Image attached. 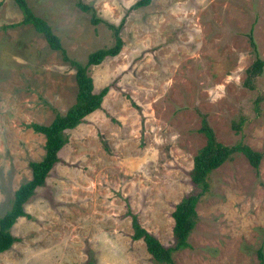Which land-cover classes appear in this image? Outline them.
<instances>
[{"label": "rangeland", "instance_id": "obj_1", "mask_svg": "<svg viewBox=\"0 0 264 264\" xmlns=\"http://www.w3.org/2000/svg\"><path fill=\"white\" fill-rule=\"evenodd\" d=\"M26 0L60 39L69 58L113 45L105 23L124 19L120 53L88 69L100 109L66 132L67 143L45 184L11 228L16 239L0 264H157L131 217L172 247V213L199 190L192 159L205 144L201 115L217 142L262 154L257 171L235 154L208 176L196 204L189 247L174 264H264V69L243 86L255 54L264 60V0ZM12 0H0V218L15 190L44 155L45 139L28 125H48L75 102L74 69L48 48ZM261 97L255 110V100ZM135 104V106L132 105ZM242 121L239 130L234 129Z\"/></svg>", "mask_w": 264, "mask_h": 264}, {"label": "trees", "instance_id": "obj_2", "mask_svg": "<svg viewBox=\"0 0 264 264\" xmlns=\"http://www.w3.org/2000/svg\"><path fill=\"white\" fill-rule=\"evenodd\" d=\"M12 1L20 10L22 18L18 23L10 24L9 27L13 28L18 25H29L36 33L42 35L48 48L60 53L62 61L68 63L74 69V80L77 92L74 104L68 108L65 114H56L48 125H39L36 123L28 125L32 131L44 137V155L39 161L29 163L31 177L15 190L10 208L0 218V254L9 250L16 241L11 234V228L18 218L25 216L24 205L34 195L36 190L45 184L50 171L59 161L58 154L67 143L66 132L76 128L88 115L101 107L103 98L108 92V87H103L98 92H95L93 80L88 75V69L92 66L101 64L107 58L117 56L123 47L120 31L124 19H122L118 25L105 23L106 27L112 33L113 45L89 53L86 61L80 63L69 58L61 45L60 39L53 33L50 25L31 11L26 0ZM151 2L152 0H137L128 8L127 13L138 8L147 7ZM76 6L83 12H90L92 14L91 23L97 25L99 20L96 19L92 6L85 4L82 0H76ZM247 37L252 52L255 54V58L246 70L243 86L253 90L255 88V79L263 72L264 60L259 58L257 54V47L253 41L251 31L248 33ZM261 101V97L255 100V110L259 108L258 106ZM132 105L135 106L134 103H132ZM200 115L201 121L198 131L205 137V144L194 155L190 172L191 182L199 191L196 194L183 197L174 208L172 213L174 222L172 229L174 238L173 246L169 248L162 246L155 237L141 228L135 215L130 214L129 211L127 212L131 217L133 232L131 238L133 240H142L146 251L157 264H174L172 259L173 253L189 247L187 239L198 220L195 211L196 204L199 199L209 191V174L226 161L230 160L235 154L243 155L255 171L258 170L262 159L261 153L253 151L244 143H237L229 147L217 142L206 117L202 114ZM241 125L242 121L233 127L237 131L241 128ZM258 258L260 264H263V254L261 251H258Z\"/></svg>", "mask_w": 264, "mask_h": 264}]
</instances>
